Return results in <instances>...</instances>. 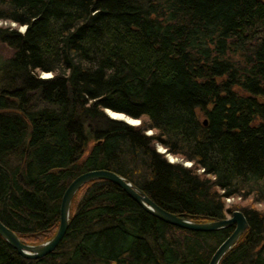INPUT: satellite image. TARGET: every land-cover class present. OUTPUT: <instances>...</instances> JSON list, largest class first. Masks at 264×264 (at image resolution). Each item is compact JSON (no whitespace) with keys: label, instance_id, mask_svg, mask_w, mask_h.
Segmentation results:
<instances>
[{"label":"trees","instance_id":"trees-1","mask_svg":"<svg viewBox=\"0 0 264 264\" xmlns=\"http://www.w3.org/2000/svg\"><path fill=\"white\" fill-rule=\"evenodd\" d=\"M0 21L17 26L0 27L4 225L51 240L69 185L108 169L195 223L241 211L248 228L220 264H264V0H0ZM71 213L39 260L0 236V264H209L234 229L176 228L108 181L84 186Z\"/></svg>","mask_w":264,"mask_h":264},{"label":"water","instance_id":"water-1","mask_svg":"<svg viewBox=\"0 0 264 264\" xmlns=\"http://www.w3.org/2000/svg\"><path fill=\"white\" fill-rule=\"evenodd\" d=\"M106 113L109 114V111L107 110ZM132 120L138 121V124L141 123L139 120ZM99 180H106L112 182L115 185H118L130 197H132L141 206H143L150 215L174 227H178L183 230L185 229L189 231L209 233L218 232L221 230H225L226 228H231L235 226V230L232 235L217 249L213 257L211 258L209 264H220L222 259L230 250L234 248V246L237 244L239 239L242 237V235L248 228L247 219L244 214L240 211L234 212L231 219L222 220L214 223L200 224L195 223L191 220L184 219L166 211L165 209L157 205L153 200L145 196L142 190L138 189L132 183L123 179L119 175L112 172H108L106 170H94L83 173L82 175L78 176L66 189L60 208L59 228L56 235L51 240L37 246L25 244L14 231L9 229L1 221L0 236L25 259L39 260L45 258L46 256L55 252V250H57V248L60 246L61 242L67 235V232L70 227L71 207L75 196L84 186L93 181Z\"/></svg>","mask_w":264,"mask_h":264},{"label":"rangeland","instance_id":"rangeland-1","mask_svg":"<svg viewBox=\"0 0 264 264\" xmlns=\"http://www.w3.org/2000/svg\"><path fill=\"white\" fill-rule=\"evenodd\" d=\"M10 26L13 27V28H16L17 27L15 24H9V23H5V22L0 21V27H10ZM25 28L26 27H19V31L24 33ZM21 29H23V31H21ZM9 55H10V50L8 48H5V47L0 46V56L7 57ZM41 77L42 78H45V79H48V78H51L52 75L45 74L44 73V74L41 75ZM107 115H108V113H107ZM124 122H126V121H124ZM126 123L130 124L129 122H126ZM147 133L148 134H151L153 132L152 131H149ZM157 150L160 153L166 154V158L168 159V161L170 163L182 162V160L179 159L180 160L179 161L177 159V157H175V156H173L171 154H167L166 150L163 147H161V146H158L157 147ZM170 157H172V159ZM186 164L187 163H184V165H186ZM227 202H228L227 203L228 206L231 205V206L237 207V209H240V208L242 209L243 207L249 206V204L251 203V200L246 201V200H243V199H240V198H232L231 200H228ZM256 208L257 209H260V210H264V204H258V205H256ZM71 216H72V213H71ZM230 217H231V215L228 214L227 218H230Z\"/></svg>","mask_w":264,"mask_h":264},{"label":"bare ground","instance_id":"bare-ground-1","mask_svg":"<svg viewBox=\"0 0 264 264\" xmlns=\"http://www.w3.org/2000/svg\"><path fill=\"white\" fill-rule=\"evenodd\" d=\"M51 75V74H50ZM109 111V114H108V116L111 118V119H113V120H117V121H126V122H129L130 123V125H133V126H138V125H140V124H138L139 122L138 121H134V120H132V119H130L128 116H126V115H123V114H121V113H116V112H113V111H111V110H108ZM205 125H207L206 123H204ZM152 134V133H151ZM151 134H149V135H151ZM165 152V151H164ZM168 154V153H167ZM171 159H172V157H170ZM178 159V158H177ZM179 160V159H178ZM180 161V160H179ZM178 163V162H177ZM181 163H183V165H184V163H187L186 165H184L185 167H192V163L191 162H188V161H186V162H184V161H182ZM97 170H106V171H108V172H112V173H115V174H117L116 172H114V171H111V170H108V169H97ZM91 171H94V170H91ZM89 172V171H88ZM117 175H119V174H117ZM120 177H122L123 179H125V180H127L125 177H123V176H121V175H119ZM99 181H106V180H99ZM128 181V180H127ZM109 182V181H108ZM128 182H130V181H128ZM112 183V182H111ZM130 183H132V182H130ZM133 184V183H132ZM134 185V184H133ZM118 188H120L122 191H123V189L121 188V187H119L118 185H116ZM134 186H136V185H134ZM137 187V186H136ZM138 188V187H137ZM139 189V188H138ZM141 190V189H140ZM134 203H136L137 204V206L141 209V210H143L144 212H146V213H148L146 210H145V208L143 207V206H141L136 200H134L132 197H130L125 191H123ZM65 193V192H64ZM144 194H145V196H147L149 199H151L152 200V198H150V196L148 195V194H146L145 192H144ZM63 196H64V194H63ZM62 199H63V197H62ZM232 198H228V199H226L225 200V202H226V204L228 203L227 201L228 200H231ZM241 199V198H240ZM61 204H62V201H61ZM158 205V204H157ZM169 212V211H168ZM236 212V211H235ZM241 212V211H240ZM171 213V212H170ZM234 213V212H233ZM233 213L232 214H230L231 215V217H232V215H233ZM149 214V213H148ZM172 214H174V213H172ZM175 215H177V214H175ZM177 216H179V215H177ZM179 217H182V216H179ZM231 217L230 218H224V219H219V220H214V221H210V222H207V223H214V222H218V221H222V220H228V219H231ZM182 218H184V219H187V218H185V217H182ZM187 220H189V219H187ZM206 223V224H207ZM59 228V227H58ZM176 228H178V227H176ZM231 228H234L233 229V232H234V230H235V226H233V227H231ZM179 229H181V228H179ZM226 229H228V228H226ZM185 230V229H184ZM57 231H58V229H57ZM187 231H189V230H187ZM222 231V230H221ZM195 232V231H194ZM57 233V232H56ZM202 233H204V232H202ZM209 233H211V232H209ZM56 235V234H55ZM54 235V236H55ZM228 239V238H227ZM226 239V240H227ZM241 239V238H240ZM240 239H239V241H240ZM225 240V241H226ZM224 241V242H225ZM238 241V242H239ZM238 242H237V244H238ZM236 244V245H237ZM222 245V244H221ZM220 245V246H221ZM235 245V246H236ZM219 246V247H220ZM235 246H234V248H235ZM218 247V248H219ZM233 248V249H234ZM232 249V250H233ZM56 251V250H55ZM217 251V250H216ZM231 251V250H230ZM229 251V252H230ZM228 252V253H229ZM227 253V254H228ZM226 254V255H227ZM224 259V258H223ZM222 259V260H223ZM211 261V260H210ZM222 262V261H221ZM210 263V262H209Z\"/></svg>","mask_w":264,"mask_h":264},{"label":"snow or ice","instance_id":"snow-or-ice-1","mask_svg":"<svg viewBox=\"0 0 264 264\" xmlns=\"http://www.w3.org/2000/svg\"><path fill=\"white\" fill-rule=\"evenodd\" d=\"M21 31H23V29H21Z\"/></svg>","mask_w":264,"mask_h":264}]
</instances>
